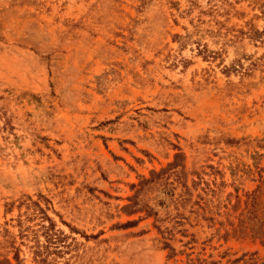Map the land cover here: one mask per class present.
<instances>
[{
	"label": "rangeland",
	"instance_id": "obj_1",
	"mask_svg": "<svg viewBox=\"0 0 264 264\" xmlns=\"http://www.w3.org/2000/svg\"><path fill=\"white\" fill-rule=\"evenodd\" d=\"M262 138L264 0H0V264H264Z\"/></svg>",
	"mask_w": 264,
	"mask_h": 264
},
{
	"label": "trees",
	"instance_id": "obj_2",
	"mask_svg": "<svg viewBox=\"0 0 264 264\" xmlns=\"http://www.w3.org/2000/svg\"><path fill=\"white\" fill-rule=\"evenodd\" d=\"M258 142H264V138L258 139ZM258 147L263 149V152L256 151L253 157L255 159L254 166L258 170V184L250 192H245L243 207L237 214L236 223L234 224L231 220H228V223L231 226L234 225L232 229L234 235L249 237L264 244V166H258L259 161L264 158V144H259ZM212 193H214L213 190ZM231 208L236 211L235 204H232ZM47 219L51 221L50 218ZM240 260L242 261L244 258H236L233 262L238 263Z\"/></svg>",
	"mask_w": 264,
	"mask_h": 264
}]
</instances>
